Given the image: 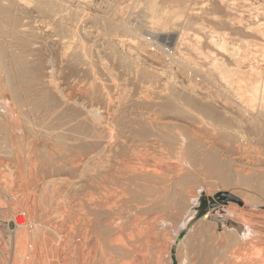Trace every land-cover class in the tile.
Here are the masks:
<instances>
[{"label":"bare ground","instance_id":"bare-ground-1","mask_svg":"<svg viewBox=\"0 0 264 264\" xmlns=\"http://www.w3.org/2000/svg\"><path fill=\"white\" fill-rule=\"evenodd\" d=\"M25 4L26 1L21 0L20 5L25 7ZM147 5L149 11L159 13L155 16L161 19L158 20L161 29L168 25L171 27L172 21L179 20L185 13L182 11L185 8H177V12L169 8L159 10L155 0H150ZM53 11L54 15L61 16L60 11ZM119 27L132 35V41L141 37L140 39L149 41H145L146 44L155 42L156 51L168 57V61L175 59L172 48L171 51L164 44L157 43L159 34L156 31L147 30L146 36H143L144 33L140 32L139 27L132 28L122 22ZM176 31L179 32V29ZM247 42L243 41L240 47L236 45L232 48L235 57L238 51L247 47ZM69 60H75L73 55ZM129 60L124 55L119 57V62L128 66L132 64ZM135 60L140 59L136 57ZM145 69L141 68L137 72L142 78L150 77ZM222 70L232 76L238 73L237 70ZM52 71L48 72V81H38L35 84L41 86L39 89L28 87L20 90L15 86L17 79L22 78L20 65L13 64L10 59L1 61L0 130H4V134L13 132L12 125L16 123L18 131L28 129L41 139L47 140L60 152V160L56 166L60 175L42 178V182L45 188L51 189V194H55L59 186L66 190V197H61L62 201L60 200L61 209L55 212L59 213L58 226L66 235L63 236L65 239H76L77 246L75 256L70 257L68 263L66 259L63 264H172V258L177 260V264H264V233H260V229L264 227L260 225L253 228L245 221L252 211L255 214V210L263 208L261 204L264 201L261 200H264V171H240L237 161L232 158L222 160L220 156L226 155L225 153L219 154L217 151L215 154L207 148H199L196 138L189 134L190 121L200 123L202 119H207L217 124L211 131L221 132L227 141L237 143V147L244 145L246 139L243 131L233 129L230 125L232 121L222 120L224 114L221 113H228L226 108L218 106L221 111L218 113L214 112L211 105L193 103L191 97L179 93L176 84L172 82L164 88L161 102L136 103L128 108L127 113L130 115L125 120L116 119L118 117L115 118V113L121 112L113 111L106 126L105 136H102L99 132L104 126L101 111L80 106L72 98L70 91L62 89L55 81ZM224 71L220 74L226 77ZM156 75L164 74L156 72ZM164 76L172 78L181 86V82L177 79L175 81L174 75ZM23 80L33 82L29 76ZM250 85L248 90L243 92L246 93L243 98L249 103L247 110L241 104L234 106L249 121L261 122L264 118V75L261 82L254 81ZM189 86L191 93L197 88L193 83ZM39 99L45 107L42 112L38 111L34 104ZM257 101L261 102L256 103ZM76 106L78 109L82 108L83 112L76 111ZM139 109H145L147 113H138ZM134 111L136 113L133 114ZM223 124L227 125L222 126ZM8 149L6 157L14 158L13 167L19 170V154L14 150L12 143ZM37 164V161L29 164L30 181L36 178ZM203 171L217 178V182H214L217 189L220 183L232 193L223 192L225 197L220 199L218 191H206L198 176ZM10 178L12 179L11 175ZM238 185L249 190L235 191ZM254 196L260 197L261 200ZM26 205L21 212L22 216L15 218L16 231L38 234L39 230L47 226L37 224L31 207L27 208L29 205ZM55 231L53 230V233ZM181 232L184 233L182 236ZM252 246L261 247L263 255L252 258L246 257V253L241 258L239 255L232 257V252L230 257L224 253L229 247H235L238 253H245ZM173 249L176 254L172 253ZM235 250L233 253H236Z\"/></svg>","mask_w":264,"mask_h":264},{"label":"rangeland","instance_id":"rangeland-1","mask_svg":"<svg viewBox=\"0 0 264 264\" xmlns=\"http://www.w3.org/2000/svg\"><path fill=\"white\" fill-rule=\"evenodd\" d=\"M25 1L24 7L20 5L21 0H0V50H2L0 58L3 57L0 59V65L1 61L9 59L13 60V64L20 65L22 78L17 79L15 85L18 89L28 87L39 89L41 86L35 84L38 81H48V72L53 70L52 77L62 89L70 91L72 98L80 106L88 109L93 107L101 111L104 126L99 132L105 136L106 126L113 111L121 112L115 113V118L118 117L116 119L125 120L130 115L127 113L128 108L136 103L161 102L164 88L173 82L179 93L190 96L193 103L211 105L214 112L218 113L221 112L218 106L226 108L228 113H223L224 111L221 113L224 114L222 120L232 121L230 125L233 129L243 131L246 139L244 145L237 147V143L227 141L221 132L211 131L217 124L207 119H202L200 123L190 121L189 134L196 138L199 148H207L215 154L217 151L219 154L225 153L227 156L223 155L220 158L222 160L232 158L237 161L240 171L250 173L264 171V139L259 138L264 137V118L261 122H251L234 106L241 104L247 110L249 103L243 98V94H246L243 92L248 90L252 82H261L264 75V0H155L159 10L169 8L177 12V8H185L182 10L185 13L179 20L172 21L173 26L168 22L171 27L168 25L165 29H161L160 23L158 24V20L161 19L156 16L159 13H155V16L154 12L147 8L150 0ZM53 10L60 11L61 16L54 15ZM120 22L132 28L139 27L140 32L144 33L143 36H146L147 30L156 31L159 34L157 43L164 44L171 51L173 49L175 59L168 61V57L156 51L155 42L146 44L149 41L145 42L140 39L141 37L132 41V35L120 29ZM173 27L176 29L173 30ZM178 29L179 32L176 31ZM246 40L247 47L243 49L244 51H238L235 57L232 48L236 45L241 46ZM71 55L75 58L74 61L69 60ZM123 55L130 59L131 65L119 62V57ZM134 55L140 60L136 61ZM139 68H146L145 71L150 77L142 78L137 73ZM220 69L233 72L237 70L236 72L243 75L240 76L238 73L236 74L238 76L228 75L226 71L221 72ZM223 71L227 74L226 77L220 74ZM156 72L170 77L174 75L175 81L177 79L181 82V86L168 76H157ZM152 73L156 76H152ZM28 76L33 82L23 80ZM192 83L197 88L195 87V91L191 93L188 88ZM258 102L261 101L256 103ZM34 104L38 111H44L45 107L40 103V99ZM224 104L227 105L223 106ZM76 108V111L83 112L82 108L78 109L77 106ZM232 108L233 110L235 108V111L231 110ZM139 111L147 113L145 109H139L138 113ZM12 127L13 132H6L8 135L4 134V130H0V264H63L66 259L68 263V259L75 256L77 242L74 238L65 239L66 235L58 226L59 213L55 212L60 211L61 197H66V190L59 186L55 194H51V189L45 188L42 182V178L60 175V171L56 169L60 152L47 140L41 139L28 129H22L20 132L16 123H13ZM10 140L11 142H8ZM11 143L19 154V170L13 167L14 158L6 157ZM33 161L38 163L36 178L30 181L29 164ZM10 169L14 171L11 172ZM198 176L205 190L208 189L211 193L218 191L220 199L225 197L222 195L223 192H231L220 183L217 184L219 186L217 189L214 184L217 178L209 172L203 171ZM239 189L249 190L240 185L234 190ZM25 205L26 207L29 205L27 208L31 207L37 224L46 225L48 229L56 230L57 234L46 229L47 227L39 230L38 234L16 231L15 218L21 215ZM261 205L262 209L255 210L257 211L255 214L252 211L253 213L246 216L248 218L245 217L246 223L253 228L260 225L264 227V202ZM260 230L263 234L264 228ZM183 234L181 232L180 236ZM235 249L229 247L224 253L230 257V253ZM261 250V247L252 246L247 252H240L241 255L237 249L236 253L231 255L244 257L247 253L246 257L253 258L263 255ZM172 253L176 254V250L173 249ZM172 264H177V260L172 258Z\"/></svg>","mask_w":264,"mask_h":264},{"label":"built area","instance_id":"built-area-1","mask_svg":"<svg viewBox=\"0 0 264 264\" xmlns=\"http://www.w3.org/2000/svg\"><path fill=\"white\" fill-rule=\"evenodd\" d=\"M20 216H22V215H20Z\"/></svg>","mask_w":264,"mask_h":264},{"label":"water","instance_id":"water-1","mask_svg":"<svg viewBox=\"0 0 264 264\" xmlns=\"http://www.w3.org/2000/svg\"><path fill=\"white\" fill-rule=\"evenodd\" d=\"M224 196V195H223ZM203 212V211H202Z\"/></svg>","mask_w":264,"mask_h":264}]
</instances>
